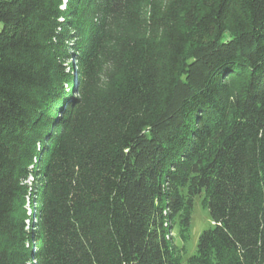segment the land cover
I'll use <instances>...</instances> for the list:
<instances>
[{"label": "trees", "instance_id": "trees-1", "mask_svg": "<svg viewBox=\"0 0 264 264\" xmlns=\"http://www.w3.org/2000/svg\"><path fill=\"white\" fill-rule=\"evenodd\" d=\"M0 22V264H264V0H0Z\"/></svg>", "mask_w": 264, "mask_h": 264}, {"label": "rangeland", "instance_id": "rangeland-1", "mask_svg": "<svg viewBox=\"0 0 264 264\" xmlns=\"http://www.w3.org/2000/svg\"><path fill=\"white\" fill-rule=\"evenodd\" d=\"M1 26L2 24L0 22V29ZM211 222L212 221L210 219L208 208L202 206L200 203V198L197 197L193 205V211L191 217L190 239L187 243H185L186 255L193 252L194 248L196 247L199 234L201 233L202 230L208 228ZM173 237H174V242L176 244L181 245L183 243L176 231L173 233Z\"/></svg>", "mask_w": 264, "mask_h": 264}]
</instances>
